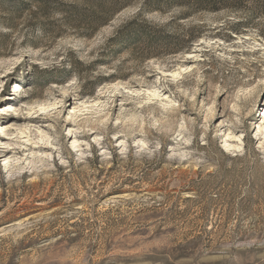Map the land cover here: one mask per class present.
<instances>
[{
    "label": "rangeland",
    "instance_id": "1",
    "mask_svg": "<svg viewBox=\"0 0 264 264\" xmlns=\"http://www.w3.org/2000/svg\"><path fill=\"white\" fill-rule=\"evenodd\" d=\"M159 1L0 0V264H264V0Z\"/></svg>",
    "mask_w": 264,
    "mask_h": 264
},
{
    "label": "trees",
    "instance_id": "2",
    "mask_svg": "<svg viewBox=\"0 0 264 264\" xmlns=\"http://www.w3.org/2000/svg\"><path fill=\"white\" fill-rule=\"evenodd\" d=\"M79 1L85 2L88 5L96 4L98 6L99 11L98 13L94 14L93 18L96 20V23L99 26L108 23V19L104 20V17H106L110 13L112 8L114 10V8L116 7L114 2H112V7H108L106 5V0H79ZM245 1L246 0H160L159 1L160 3L153 2L152 9L153 11H157L160 9V6L165 5V6L186 7L189 10V14L204 10L216 12L223 9L237 8L239 5H241V3H244ZM189 14H186L185 16H188ZM181 49L182 48L180 44H176L173 50L174 54H177L179 51H181Z\"/></svg>",
    "mask_w": 264,
    "mask_h": 264
},
{
    "label": "bare ground",
    "instance_id": "3",
    "mask_svg": "<svg viewBox=\"0 0 264 264\" xmlns=\"http://www.w3.org/2000/svg\"><path fill=\"white\" fill-rule=\"evenodd\" d=\"M189 57H192L191 55H188ZM17 88H19V91H23L22 89H21V87H17ZM261 116V115H260Z\"/></svg>",
    "mask_w": 264,
    "mask_h": 264
}]
</instances>
